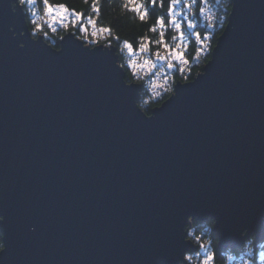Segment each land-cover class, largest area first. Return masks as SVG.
<instances>
[{"label": "water", "instance_id": "obj_1", "mask_svg": "<svg viewBox=\"0 0 264 264\" xmlns=\"http://www.w3.org/2000/svg\"><path fill=\"white\" fill-rule=\"evenodd\" d=\"M10 23L0 0L8 264H174L189 212L218 216L226 239L264 230V0H237L235 30L152 120L111 53L21 50Z\"/></svg>", "mask_w": 264, "mask_h": 264}, {"label": "clouds", "instance_id": "obj_2", "mask_svg": "<svg viewBox=\"0 0 264 264\" xmlns=\"http://www.w3.org/2000/svg\"><path fill=\"white\" fill-rule=\"evenodd\" d=\"M236 3L107 0L112 13L118 12L137 25L135 33L118 31L109 19H102L100 0H4V11L20 20L19 31L17 23H10L7 31L21 50L31 42L62 55L65 43L71 40L89 53H111L123 86L136 90L135 108L152 120L162 110L154 111V105L171 97L166 107L177 97L179 87L184 86L178 78L186 81L190 68L207 59L217 34L225 29L227 33L230 26L235 30L232 18ZM144 24L147 27H141ZM148 113L153 118H148ZM7 221L6 212L0 210V225ZM220 223L216 215L186 213L181 227L182 246L174 264H264V230L239 223L233 236L226 239ZM29 230L35 233L36 225ZM10 254L8 233L0 230V264H8Z\"/></svg>", "mask_w": 264, "mask_h": 264}, {"label": "trees", "instance_id": "obj_3", "mask_svg": "<svg viewBox=\"0 0 264 264\" xmlns=\"http://www.w3.org/2000/svg\"><path fill=\"white\" fill-rule=\"evenodd\" d=\"M90 2H91V0H90ZM99 11L101 13V18L102 19H105V18L109 19L111 21L112 26L114 28H116L118 31L128 32V33H135L137 25L133 24V23H130L126 16H121L118 12L117 13H112L111 9L109 8V6L107 4V0H100ZM93 15H95V13H93ZM82 18L84 19L83 16H82ZM141 27H147V25L144 24V25H141ZM221 34H222V32L217 34L215 42L212 43V45H211V53H212L213 48L216 46L217 39L219 38V36ZM134 47H135V44H134ZM201 48H203V45H201ZM210 59H211V54L207 57V59L203 63H201L199 65H193L190 68V70L186 73V75L188 76V79L186 81L185 80H179V78H178V81H180L182 83H187V82H190V81L194 80V78H196L200 73L203 72L205 65L207 64V62ZM168 98L163 100L160 104L154 105V108L160 106ZM147 115H150V113H148Z\"/></svg>", "mask_w": 264, "mask_h": 264}, {"label": "rangeland", "instance_id": "obj_4", "mask_svg": "<svg viewBox=\"0 0 264 264\" xmlns=\"http://www.w3.org/2000/svg\"><path fill=\"white\" fill-rule=\"evenodd\" d=\"M84 22V19L81 17V23H83Z\"/></svg>", "mask_w": 264, "mask_h": 264}]
</instances>
